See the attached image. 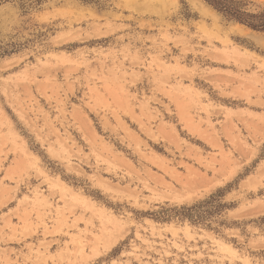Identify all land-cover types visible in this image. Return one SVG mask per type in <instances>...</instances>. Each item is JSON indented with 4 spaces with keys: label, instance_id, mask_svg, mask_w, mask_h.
<instances>
[{
    "label": "rangeland",
    "instance_id": "374dc122",
    "mask_svg": "<svg viewBox=\"0 0 264 264\" xmlns=\"http://www.w3.org/2000/svg\"><path fill=\"white\" fill-rule=\"evenodd\" d=\"M0 264H264V33L203 0H0Z\"/></svg>",
    "mask_w": 264,
    "mask_h": 264
},
{
    "label": "trees",
    "instance_id": "16d2710c",
    "mask_svg": "<svg viewBox=\"0 0 264 264\" xmlns=\"http://www.w3.org/2000/svg\"><path fill=\"white\" fill-rule=\"evenodd\" d=\"M210 7L216 10L218 13L222 14L229 20H233L241 25L246 26L247 28L264 33V10L258 13H248L244 10V5L238 0H203ZM219 195H222V192L218 191ZM216 196H212L210 201L205 202V205H211ZM196 207L191 208H182L184 214H180L182 219H188L193 221L196 218L194 213ZM181 212V211H179ZM198 216H202L199 214ZM201 218L197 217V220ZM166 220V219H165ZM168 220V219H167Z\"/></svg>",
    "mask_w": 264,
    "mask_h": 264
},
{
    "label": "bare ground",
    "instance_id": "6f19581e",
    "mask_svg": "<svg viewBox=\"0 0 264 264\" xmlns=\"http://www.w3.org/2000/svg\"><path fill=\"white\" fill-rule=\"evenodd\" d=\"M158 2V1H157ZM176 3V2H175ZM211 10L208 9L206 6L203 7V14L206 16H210L211 15Z\"/></svg>",
    "mask_w": 264,
    "mask_h": 264
}]
</instances>
